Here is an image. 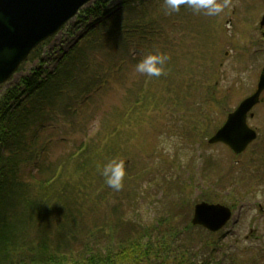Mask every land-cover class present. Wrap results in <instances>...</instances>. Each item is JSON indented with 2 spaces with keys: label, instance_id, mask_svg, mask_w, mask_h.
Listing matches in <instances>:
<instances>
[{
  "label": "trees",
  "instance_id": "obj_1",
  "mask_svg": "<svg viewBox=\"0 0 264 264\" xmlns=\"http://www.w3.org/2000/svg\"><path fill=\"white\" fill-rule=\"evenodd\" d=\"M109 1L96 0L81 14L104 17L111 12L106 10ZM121 3L122 8L102 26L108 30L103 40V28L90 30L94 37L90 38V51L85 46L74 48L63 55L46 80L25 79L21 94L10 89L0 97V264H210L209 259L221 246L214 236L206 239L199 231L191 235V207L184 208L182 215L180 210H174L183 203L181 198L173 197L166 206L168 210L156 222L143 224L138 220L141 212H135L140 209L136 198L124 188L140 174L136 168L134 174L128 175L130 164L124 161L134 162L130 147L137 150L138 134L129 141L127 136L123 137L122 128L129 126L131 120L145 117L148 109L160 104L164 94L169 96L172 92L168 103L178 102L179 106L182 97L198 93L197 88L185 92L165 66L168 72L152 77L142 95H134L120 115L128 113L126 119L119 120L120 125L115 123L110 129L106 123L72 159H61L54 165L46 161L44 132L55 130L52 126L60 122L62 115L65 123L78 129L86 113L90 115L89 103L93 104L98 97H90V102L77 106V96L106 76L104 68L114 65V56L109 59L107 51L118 48L115 41L125 39V32L121 28L110 31V20L129 26L127 43L131 33L148 46L156 43L150 40L156 34L163 35L164 42L168 37V31L160 24L137 25L146 11L162 10L157 19L162 15L167 21L171 12L164 0ZM42 48L43 45L35 48L29 61L40 59ZM167 48L160 47L162 54H171L169 50L165 52ZM150 53L157 54L153 47ZM157 83H161L163 90L159 98L154 94ZM92 120L94 116L90 117V124ZM88 122L89 119L85 120V126ZM113 159L122 160L125 166L120 191L108 187L100 174L102 167ZM42 165L49 171L53 169L46 180L45 172L40 171ZM233 261L235 264L236 260ZM238 262L264 264V257L254 260L252 254Z\"/></svg>",
  "mask_w": 264,
  "mask_h": 264
},
{
  "label": "rangeland",
  "instance_id": "obj_2",
  "mask_svg": "<svg viewBox=\"0 0 264 264\" xmlns=\"http://www.w3.org/2000/svg\"><path fill=\"white\" fill-rule=\"evenodd\" d=\"M118 1L119 0H111L109 3L110 7L113 8L117 6L119 3ZM89 5L90 3L88 6ZM261 5V0H231V7L229 9L234 11H229L224 14L228 10L226 9L224 13L219 16L212 17L199 13V17H194V20L201 24V33H203V35L208 34L210 30H214V36L216 38L218 36V33H216V27L219 28V31L222 29L223 17L229 16L232 20H235L239 13H243L241 15L245 16L244 22L238 21L236 23L240 39L243 40V43L234 42V47L242 48V54L244 55L245 60H249V62L252 63L249 71L239 73L237 77L239 78L238 81L233 79L236 73L231 70V67L234 64V58H232L230 54L224 58H221V56L218 55L215 57L216 60H214V64L212 63V69H218V60L223 61V66L218 73L219 79L221 80L218 84V91H216L218 94L213 96L210 95L209 98L212 99L215 97L219 102L220 98H222L223 102H226V110L229 109V107H234L238 99L247 95L252 85L254 86L253 82L257 77L256 71L259 70L260 62L264 59V52H256L254 49V47L257 46H263L262 43H259L257 39L258 37L254 32V20L246 19V17H252L254 19L258 15ZM94 18L95 17L87 20L85 19L86 21L73 18L61 32L44 44L41 62L39 60L25 64L24 68L21 72L15 75L13 80L0 89V93L11 87H15L17 93H21L23 87L19 86V81L23 77L33 74V69L40 68L42 71L40 75H45L52 71L55 68L56 60L60 57L62 51L68 49V46L85 30L87 25L95 23ZM140 20L153 24L157 18L153 16V12L151 13V11H148L143 19ZM159 20L163 26H168L165 21H161V17ZM172 23L175 25V22ZM109 24L108 27L110 31H114L119 26V23H115L112 20H110ZM173 29L174 27H171L172 31ZM228 32L230 31L228 30ZM171 34H173L171 36L172 38L175 35V32H171ZM222 36L227 39L225 33H222ZM89 37L90 32L87 35V38ZM136 38L137 36H129L128 39L131 40L128 41L129 43H127L125 39V42L115 41V43L119 44L118 48L114 47L117 52L114 54L115 51H109V53L113 56H120L121 59L124 58L126 62L122 64L120 61L121 59L116 60L117 64L121 65L117 70L118 74L115 77L107 78V84H104L107 87V91L98 96V99L95 98L93 104L90 105L89 103L90 107L88 106V110L90 109V115L88 116L86 113L85 119L78 123V129L71 128L65 132L61 129L58 130L57 133L45 131L44 136L46 137V141L50 138L55 139L58 136H61L60 138L65 140L49 141L47 143L46 161H48L49 164L54 165L63 158H66L64 162L67 159H72V153L77 151L79 146L85 140L82 138L84 134H87V137H90L95 131L103 128L106 123V126H108V128L110 127V129L113 128L115 123L120 125L119 120L122 118L120 115L125 109L124 104L126 101L129 103V101L134 98V95H137V91H141V88H139V81H141L143 75L135 72V66L143 58L138 60L137 53L135 52L140 46H146L147 44H141ZM159 40L160 38L158 36L154 39V41ZM200 41L201 39L198 37V40H195L194 42L200 43ZM202 41L203 44L207 43L205 37ZM189 45V42H187V46ZM155 49L162 54L157 43H155ZM141 51L144 52L143 49H141ZM131 52H134L135 55L130 58L128 55ZM165 55L169 57L165 63L167 67L172 66L173 63L175 64V68L180 65L181 60L177 61L175 55L167 53ZM245 63L246 62L244 61L239 63V67L241 69L244 68ZM115 67L116 65L111 69H115ZM177 83L179 85L184 84L180 79H177ZM192 84H194L193 80L186 85L185 92H191L190 89L192 88ZM162 92L161 83H157L154 87L155 97H159ZM224 95H226V97ZM166 97L167 96L164 94V97L162 98L163 104L166 103V101H164ZM195 102L197 103L198 99H196ZM258 108L260 109L258 110ZM211 109H220L223 111L221 105L211 106ZM256 110L258 111L250 123L257 126L259 130L262 128L261 137L258 141L253 143L254 145L251 146L243 156L240 155L238 158H233L227 148L221 144L209 145L204 136L201 137L195 133L189 135L187 132L184 134V129L171 121L173 113H168V110L166 112L163 106H159L156 110L148 109L150 116L145 115L142 119L131 120L129 126L123 127V137L127 136L129 141L132 140L131 138H133L135 134H138L137 150L130 147L132 149L130 152L135 154L134 162L124 159L126 164H130L129 172L127 174H134L136 168L137 171L145 168L140 176L131 180L128 185L124 186V188H127L132 192V196L136 198L135 200L139 208H141V211L138 208L135 209V212H141L142 214V216L140 215V219H137L147 225L149 221L155 220L161 214H164V211L168 210L166 206L173 197H179L184 201L174 209L180 210V215L184 214L186 207H192L194 202L200 199H211L226 204L231 203L233 198L230 192L232 191L229 189L230 186L226 188L224 187L222 182L223 179H221V172L223 170L221 169H225L228 163L230 164V162H233L235 165L234 167L237 166L235 170L240 171L242 170V165L240 164H242L245 157L246 160H259L263 157L264 108L257 106ZM178 111L183 115L182 110L178 109ZM91 116H94V120L91 121L92 124H90ZM104 117L105 120H102ZM87 119H89V122L87 126H85V120L87 121ZM215 120H217V117L214 116L211 118V122H214ZM186 124L187 121H185L184 125ZM80 129L81 131H79ZM186 136H191L194 139L193 144L197 147L196 149L193 150L192 146L188 144V137ZM129 146H131V144ZM189 152L194 158L187 156ZM187 158L190 159L188 160V163H185ZM206 159L207 163L208 161L213 162L210 172L211 174H203L202 171L200 172V168L203 170L202 167L205 165L201 160ZM184 163L185 165L182 170L178 171L177 169H180ZM187 165L188 168L185 167ZM47 169V166H41L40 171L45 172L43 180H46L48 176L50 177V172L53 171V169L51 171ZM261 169L264 171V164H262ZM249 170L251 171L252 167H249ZM258 174H261L260 170ZM199 175L203 180L199 178ZM204 179L209 181V183H202L204 182ZM257 195L259 196L254 199H252L251 196H249V199H238L234 222L232 224L230 223L227 228L222 231L221 236L223 238L221 243L224 247L221 249L219 257L212 260V264H232L230 257L225 254L231 255L233 253H235V259L233 260H236L235 264H238V261L248 259L253 252L258 254L257 251L259 249H264V215L260 217L257 212L259 207L264 208V191L259 190ZM132 211H134L133 208ZM167 213L168 212H166L165 215H167ZM134 215L135 213L132 214V216ZM191 229V235L195 233L198 234L197 228L192 227ZM178 230L185 232V229L179 228Z\"/></svg>",
  "mask_w": 264,
  "mask_h": 264
},
{
  "label": "water",
  "instance_id": "obj_3",
  "mask_svg": "<svg viewBox=\"0 0 264 264\" xmlns=\"http://www.w3.org/2000/svg\"><path fill=\"white\" fill-rule=\"evenodd\" d=\"M90 0H0V84L17 69L30 51L54 34L78 9ZM264 22V18H263ZM264 89V73L254 94L243 100L227 121L210 138L222 141L240 153L255 137L246 126V113L258 102ZM230 217V210L220 204L202 202L195 207L193 224L218 230Z\"/></svg>",
  "mask_w": 264,
  "mask_h": 264
},
{
  "label": "clouds",
  "instance_id": "obj_4",
  "mask_svg": "<svg viewBox=\"0 0 264 264\" xmlns=\"http://www.w3.org/2000/svg\"><path fill=\"white\" fill-rule=\"evenodd\" d=\"M166 9L177 12L182 5L192 9L196 14L203 13L206 16H219L231 7V0H164ZM169 57L165 54H147L135 66V72L148 77H159L164 74V65ZM103 176L108 187L120 191L125 177V166L122 160H110L102 169Z\"/></svg>",
  "mask_w": 264,
  "mask_h": 264
},
{
  "label": "flooded vegetation",
  "instance_id": "obj_5",
  "mask_svg": "<svg viewBox=\"0 0 264 264\" xmlns=\"http://www.w3.org/2000/svg\"><path fill=\"white\" fill-rule=\"evenodd\" d=\"M258 32L261 34V38L260 40L264 41V28L260 29L258 27ZM256 50H260V51H263L264 52V48L262 49H256ZM264 210L260 209V212H263ZM260 216H263V214H261Z\"/></svg>",
  "mask_w": 264,
  "mask_h": 264
}]
</instances>
